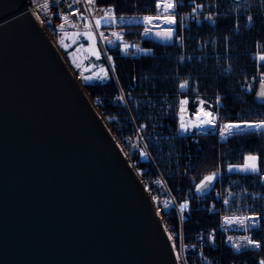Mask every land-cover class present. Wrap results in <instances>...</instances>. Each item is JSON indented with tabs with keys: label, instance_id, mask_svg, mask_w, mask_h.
<instances>
[{
	"label": "water",
	"instance_id": "water-1",
	"mask_svg": "<svg viewBox=\"0 0 264 264\" xmlns=\"http://www.w3.org/2000/svg\"><path fill=\"white\" fill-rule=\"evenodd\" d=\"M110 135L24 0H0V264H175Z\"/></svg>",
	"mask_w": 264,
	"mask_h": 264
},
{
	"label": "trees",
	"instance_id": "trees-1",
	"mask_svg": "<svg viewBox=\"0 0 264 264\" xmlns=\"http://www.w3.org/2000/svg\"><path fill=\"white\" fill-rule=\"evenodd\" d=\"M98 2L114 6L117 13L156 10V0ZM196 2L205 5L202 12L194 14L196 18L191 0H183L175 10L178 23L173 27L183 37L182 42L175 36L171 42H163L127 26L123 38L150 45L153 52L128 57L114 51L116 78L110 75L88 87L94 97H102L101 109L117 136L124 141L126 135L139 132L176 201L190 202L183 213L176 209L166 212L167 220L185 242L201 243L200 253L186 252L188 264H259L264 257L262 250L238 252L225 242L223 232L216 227L218 214L211 206L218 202L215 193L219 192L228 201L224 209L264 212V181L259 175L226 170L228 164H241L249 153L260 155L264 168V136L242 129L240 135L225 139L219 135V126L206 132L192 129L182 133L178 112L180 99H189L187 107L192 114L198 107L197 97L207 101V108L219 95L224 122L264 117V99L257 96L260 86L255 57L258 41L264 46V0ZM210 13L215 14L214 21L205 19ZM248 14L255 18L254 23L247 22ZM184 80L189 81V87L181 91L179 84ZM120 91L126 105L114 101ZM146 165L150 169L144 172H155L149 161L139 163L142 170ZM217 168L221 174L214 185L197 193L196 184ZM211 231L215 232V246L206 240Z\"/></svg>",
	"mask_w": 264,
	"mask_h": 264
},
{
	"label": "snow or ice",
	"instance_id": "snow-or-ice-1",
	"mask_svg": "<svg viewBox=\"0 0 264 264\" xmlns=\"http://www.w3.org/2000/svg\"><path fill=\"white\" fill-rule=\"evenodd\" d=\"M80 0H73V3H79ZM183 0H156V10L157 14L156 15H145L142 17L143 22L146 25H149V27H145L144 29V35L149 36L152 35V27H161L160 25H153L154 20H162L164 24L174 26L178 23V17L176 15V9L179 6L180 3H182ZM193 7H192V14L193 18H196L194 14L197 12H202L203 9L205 8V5L203 3H197L196 0H191ZM86 3L91 6L95 4V0H86ZM71 7V4L68 5ZM49 8V4L45 2L42 6L41 9L42 11H47ZM77 12L79 9L76 10ZM86 11H93L91 7L86 9ZM99 11L103 13L99 18H94L95 19V28L99 29L102 23H112L115 24L117 21H123L125 17L123 15L117 16L115 14V8L114 6H108L107 8H100ZM214 15L215 14H208L205 16V19L209 21H214ZM37 18H39V12L37 13ZM81 19H84L87 21V17H84L81 15ZM131 19H137L136 17H131ZM254 17L251 14H248L247 16V22L249 24L254 23ZM62 20L63 23L59 25V28L61 32L63 33L64 38L61 39L60 43L64 45V47L67 49L69 45L64 44V39L69 37V33L65 31V25L71 24V27L76 28L77 25L75 23H72L70 21V17L67 14H62ZM179 20L181 22V31H183V20L184 17L181 16L179 17ZM50 23V21H49ZM85 28V31L83 33L84 37L90 41L89 44V50H91L92 55L96 56L99 58L100 52L96 50L95 48V39H96V34L93 31V25L91 23H85L83 25ZM72 36L79 37L80 33H72ZM157 37H159L162 41H167L171 42L173 40V37L175 36L178 41L183 40V37L177 34L176 29L174 27H167V28H161L160 31H157L155 33ZM100 38L106 39L105 35L103 32L99 33ZM113 37H116L118 40H122V36L118 32H113L112 33ZM76 41L73 40L72 43H75ZM109 44H113V40H108L107 41ZM81 48H83V45H80ZM131 46L127 43L123 44V51L127 54L128 50ZM136 51L138 53H144L147 55L148 53L151 52V50H145L141 48L139 45H136ZM71 56V54H69ZM183 59V57H181ZM108 60L111 61L112 57H108ZM261 62H264V55H259L258 56V61H257V68L261 67ZM75 66L77 68H80L79 64H76L75 61H73ZM94 67V65H92ZM90 70L88 68L85 69ZM115 71V68L113 67V72ZM103 73V74H101ZM110 77L108 76V70L101 68L100 72L93 73L90 76H82V79L88 84H91L93 80H106L109 79ZM253 79L255 80L256 77L254 76ZM259 86H260V91H258L257 96L261 99H264V72L260 73V79H259ZM189 87V81L184 80L179 84V89L181 91L186 90ZM251 88V86H249ZM98 102L102 103L100 101V98H96ZM222 97L219 95L216 97L215 104H208V107L205 108L204 105L207 103L206 100L197 97V103L198 107L195 112L192 113V116L195 118L194 120H189L185 121L184 117V112L186 111L185 106L188 105L189 99L187 97L180 99L179 100V131L188 133L192 131V129H197L200 130L201 132H206L208 129H217L219 126V135L222 138H229V137H235L241 134L242 129H253L255 130V133L264 136V117L256 119V120H240V121H227L224 122V118L220 114V104H221ZM214 109V110H213ZM146 125H141V127H145ZM141 156H146L147 153L141 152ZM226 170L231 173V172H244V173H253V174H258L259 179L261 181H264V168L261 166V156L258 154H251L249 153L248 155L244 156L243 161L241 164H228L226 166ZM220 169L217 168L216 171L211 172L208 175L203 176V178L200 180L198 184L195 186V191L197 193H204L206 190L210 189L213 185L214 182L218 180L220 177ZM150 191V189H149ZM153 200H157V197L153 196ZM225 204L228 203L227 200L224 201ZM164 208L167 209L171 205V201L165 200L163 202ZM190 207V202L185 201L179 205L181 213H183L186 209H189ZM260 220V215H252V216H244V217H225V223L226 224H237L240 227L244 228L245 231H248L252 228L259 227L258 221ZM165 231L168 233V239L169 241H172V247L174 250H176V260L179 264L181 261V256H180V249L177 248L176 243L174 242L177 238L180 237L179 233L171 232L167 228ZM229 241H231V237L228 238ZM243 243L241 244H236L235 250L239 251L242 247H247V246H252L254 248H261L264 247V241L258 240V239H253L249 236H244L241 238ZM259 264H264V259H261L259 261Z\"/></svg>",
	"mask_w": 264,
	"mask_h": 264
},
{
	"label": "built area",
	"instance_id": "built-area-1",
	"mask_svg": "<svg viewBox=\"0 0 264 264\" xmlns=\"http://www.w3.org/2000/svg\"><path fill=\"white\" fill-rule=\"evenodd\" d=\"M47 2L49 4V8L47 11H42L41 6ZM28 8L30 9V11L32 12V14L34 15V17L36 18V20L38 22H40L41 24L45 25L49 31H50V26L49 25H53V28L57 30V32L60 34L61 30L59 28V25L61 23H63L62 20V14H67L70 17V21L72 23H75L77 25L76 28L71 27V24H67L65 25V31L67 33H76V32H80V33H84L85 28L83 27V25L87 22V23H91L93 25V31L96 34V39H95V48L97 49V51L101 53H103L107 59L108 57H112V60L109 61V63L112 65V67L115 65V61L113 58V52L114 51H118L121 55L124 56H128V57H134V56H138V55H145L144 53H138L136 51V45H139L141 48L145 49V50H151L150 53L151 54L153 52V47L150 45H146L144 43H141L135 39H124L123 38V34L126 30L127 26H134L133 28H138L140 30L145 29V27H149V25H146L143 20L142 17L145 15H156L157 14V10L153 11V12H145V13H139V14H135V13H117L115 11V14L117 16H121L123 15L125 17V19L123 21H117V23L112 24V23H102L99 29L95 28V19L94 18H99L101 15H103V13L101 11H99L100 8H107L110 5H102L98 2V0H95V4L89 6L86 3V0H80L79 3H73V0H28ZM71 4V7H69L68 5ZM89 7H91L93 9V11L89 12L86 11V9H88ZM79 9V11L77 12L76 10ZM39 12V18H37V13ZM81 15H83L84 17H87V21H85L84 19H81ZM131 17H136L137 19H131ZM50 21V23H49ZM159 20H154L152 23L153 25H161L158 22ZM163 24V23H162ZM154 28L156 27H152V31L154 30ZM103 32L105 35L106 39H101L99 36V33ZM113 32H118L121 34L122 36V40H118L116 39V37L112 36ZM62 33V32H61ZM113 40L114 43L113 44H109L107 41L108 40ZM129 44L131 47L128 50V53L126 54L123 51V44ZM147 54V55H148ZM259 55H264V46L263 44H261L260 41H258V45L257 48L255 50V57L258 61V56ZM264 72V62H261V67L258 70V78L260 79V73ZM117 98V97H116ZM182 132V131H180ZM140 135L138 134H134V135H129L127 136V141L131 144V145H137L138 140H139ZM234 164V163H231ZM148 178V182L151 186L154 187V189L156 190V193H158V198H157V202L160 205V209H162L163 211H171L174 207H176L179 212L180 208L178 206V203L173 195V193L170 191L168 184L165 180V178L163 177V175L161 174V172L157 171V173L154 174H149V176H147ZM216 198L218 199L217 203H213V205L211 206V210L215 213L218 214V223H217V228L220 229L223 232L224 235V240L225 242L230 245L234 250H235V245L236 244H241L243 243L242 241V237L244 236H249L253 239H258L261 241H264V212H258V211H245V212H238V211H230L227 210L226 208L224 209V206L226 205L224 203L225 200H227L226 198H223L219 192L215 193ZM165 200H169L171 201V205L169 208L165 209L163 202ZM259 214L260 215V220L258 221L259 227H255L252 228L248 231H245L244 228L240 227L239 225L233 223V224H226L225 223V217H244V216H252V215H256ZM200 237V234L198 235ZM229 237H231V241H229ZM207 243L215 246L216 244V237H215V232L211 231L208 233L207 237H206ZM185 249L187 251H195L197 250L198 253L201 252V243L200 242H189L185 244ZM260 250H262L263 254H264V247L259 248ZM257 248H254L252 246H247V247H242L238 252H242V251H247V250H259ZM236 251V250H235ZM262 259H264V257H262ZM231 264H247L245 262L243 263H231Z\"/></svg>",
	"mask_w": 264,
	"mask_h": 264
},
{
	"label": "rangeland",
	"instance_id": "rangeland-1",
	"mask_svg": "<svg viewBox=\"0 0 264 264\" xmlns=\"http://www.w3.org/2000/svg\"><path fill=\"white\" fill-rule=\"evenodd\" d=\"M158 22H159V24H161L160 25L161 27L154 28V30L152 31L153 34L149 35V36H151L154 39L162 41L159 37H157L155 35V33L157 31H160L161 28H167V27H173V26L164 24L162 20H159ZM49 26H50L49 27L50 31L53 33L54 38L60 40L61 34H63V33L60 32V34H59L57 32V30L54 29L55 27L53 28V25H49ZM140 31H141L142 35L145 36L144 35V29H142ZM62 38H64V36ZM73 40H75L76 42L72 43ZM60 41H59V47L62 50V52L64 53L65 57L67 58L71 70L76 74V76L79 78V80L86 87L88 93L91 96L92 101L95 103L96 107L101 111V113L104 116V119L109 123V125L113 129L112 125L110 124L109 120L104 115V113H103V111L101 109V105L103 104L102 97H100V96H95L94 97L93 96V94L91 93V91H90V89L88 87V83H86L84 81V79H82V76H90L93 73L100 72L101 68H104V69L108 70V76L113 75L116 78L115 71L113 72V67L115 68V65L112 67V65L109 63L107 57L103 53L100 54L99 58H97L96 56L92 55L91 50H89L90 41L84 37L83 33H80L79 37L72 36L71 33H70L69 37L64 39V44L69 45L67 47V49L64 47V45H62L60 43ZM163 42H167V41H163ZM80 45H83L84 47L81 48ZM69 54H71V56ZM73 61H75L76 64H79L80 68H77L75 66V64L73 63ZM92 65H94V67H92ZM86 68H88L90 70L86 71L85 70ZM101 74H103V73H101ZM95 81H101V80H93L92 82H95ZM102 81H105V80H102ZM97 97L100 98V101H102V103L97 101V99H96ZM114 101L116 103H118V104L126 105V100H125L124 93L122 91H120V93L115 96ZM185 108H186V111L183 114L184 117H185V121L194 120L195 118L192 116V114H190L187 105L185 106ZM113 131H114V129H113ZM198 131H200V130H198ZM182 133H185V132H182ZM115 134H116V132H115ZM134 134L140 135L137 145H131L127 141V136L134 135ZM134 134L126 135L124 141L121 138H119L117 136V134H116V137L119 140V142L121 143V145L124 147L127 155L129 156L130 160L133 162L135 168L140 173V179L143 182L144 188L150 193V196L152 198H153V196L158 198V193H156V190L154 189V187L149 184L147 176H149V174L157 173V171H159V172H161V171L157 167L152 155L150 154L149 150L147 149L146 145L144 144L143 136L139 132H136ZM141 152L147 153V155L146 156H141L140 155ZM134 153H139L137 158L134 156ZM140 161H143V162H146V161L148 162L149 161L153 165V167L155 168V172H150V173L144 172V170L147 171V169L148 170L150 169L149 165H146V167L142 170L141 167H139ZM149 189H150V191H149ZM170 191H171V189H170ZM153 201H154V205L157 208L160 209V205L157 202V200H153ZM180 204L181 203H178V206ZM173 209H176L177 211H179L176 207H174ZM160 211H161V213H162V215L164 217V220H165L167 226L169 227L170 231L180 234V237L176 239V244H177L178 249H180V256H181L183 264H188V261L186 260V256H185L187 250L185 249L184 246H185L186 243H189V242H185L183 240V238H182V233L178 232L175 229V227L172 224H170V222L167 220L166 212H169V211H165V210L163 211L162 209H160ZM209 245H211V244L209 243ZM211 246H213V245H211Z\"/></svg>",
	"mask_w": 264,
	"mask_h": 264
},
{
	"label": "bare ground",
	"instance_id": "bare-ground-1",
	"mask_svg": "<svg viewBox=\"0 0 264 264\" xmlns=\"http://www.w3.org/2000/svg\"><path fill=\"white\" fill-rule=\"evenodd\" d=\"M24 1L28 5V3H27L28 0H24ZM35 20H36V18H35ZM37 23H38L39 27L41 28V30L44 32V34L49 38L50 42L54 46L55 50L59 54V56L62 59V61L64 62L65 66L67 67L69 73L71 74L72 78L74 79L75 83L77 84L78 88L80 89L81 93L83 94L84 98L86 99V101L88 102V104L90 105V107L92 108V110L94 111L95 115L97 116V118L99 119V121L102 123V125L104 126V128L106 129V131L108 132V134L110 135L111 139L113 140L114 144L116 145V147L119 150L120 154L122 155L123 159L126 161V164L128 165L129 169L132 171L133 174H135L136 176H138L139 179H140V173L135 168L133 162L130 160L129 156L127 155L124 147L121 145V143L117 139L115 132L113 131V129L111 128V126L109 125V123L104 119V116L101 113V111L96 107L95 103L92 101L91 96L88 93L86 87L79 80V78L76 76V74L71 70L67 58L65 57L64 53L62 52V50L59 47V41L62 39L63 34H61L60 40L55 39L54 36H53V33L51 31H49V29L45 25L41 24L38 21H37ZM144 194H145V197L147 199V202H148V204H149V206H150V208H151L154 216L156 217V219H157V221H158V223H159V225H160V227H161V229H162V231L164 233V236H165V238L167 240V243H168V246L170 248L171 254L173 256L174 262H175V264H178V262L176 260V254H175L176 253V250H174L173 247H172V243L173 242L172 241H169V239H168V233L165 231L166 228L169 231H170V229L167 226V224H166V222L164 220V217H163L160 209L157 208L154 205V201H153V198L150 196V193L145 189ZM174 242L176 243V240ZM179 264H183L182 259L179 262Z\"/></svg>",
	"mask_w": 264,
	"mask_h": 264
}]
</instances>
